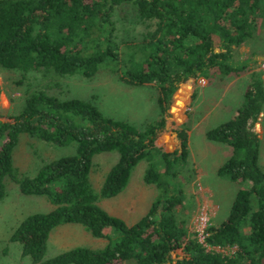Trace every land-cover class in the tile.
<instances>
[{
    "label": "trees",
    "instance_id": "trees-1",
    "mask_svg": "<svg viewBox=\"0 0 264 264\" xmlns=\"http://www.w3.org/2000/svg\"><path fill=\"white\" fill-rule=\"evenodd\" d=\"M130 8L145 27L139 40L119 34L122 13ZM263 32L264 0H0V66L20 71L18 84L31 73L41 76L20 112L9 115L11 121L0 119V203L9 178L21 193L44 196L54 205L27 215L12 233L10 240L21 244L23 255L34 264H264V169L254 130L264 108V71L252 73L237 115L206 132L209 140L231 147L218 174L239 190L228 217L207 225L203 240L191 225L180 179L191 156L190 118L171 119L172 99L182 83L195 87L194 101L201 77L250 70L259 52L264 55L259 43L260 51L252 43ZM245 45L252 53L237 60L235 52ZM102 69L129 85H153L157 118L138 128L104 115L94 99L50 92L62 88L66 77L93 78ZM187 95L185 86L176 113ZM163 131L178 145L166 147ZM22 134L58 146L76 143L77 153L46 162L34 176L20 175L13 155ZM110 151L119 159L97 192L91 180L94 156ZM142 160L144 182L159 193L130 225L100 201L121 193ZM68 223L82 225L107 244L75 246L45 258L51 232Z\"/></svg>",
    "mask_w": 264,
    "mask_h": 264
},
{
    "label": "rangeland",
    "instance_id": "rangeland-1",
    "mask_svg": "<svg viewBox=\"0 0 264 264\" xmlns=\"http://www.w3.org/2000/svg\"><path fill=\"white\" fill-rule=\"evenodd\" d=\"M122 15H125L126 19L122 18L118 24L120 27L119 34L126 39L139 40L145 27L135 21L134 12L131 8L123 11ZM252 43H255L260 51L259 43L261 49L264 50V32L257 36L255 42ZM252 50L251 45L242 46L235 52V58L241 61L250 56ZM256 60V64L254 62L251 63L250 70L240 75L230 76L236 81L226 92L225 83L227 82V77L210 76L211 83L202 92L200 88L208 81L204 78L199 79L196 85L199 95L197 97L202 99V101L199 103V112L195 115L201 116L212 104L215 103L217 105L214 111L216 114L213 113L210 118L203 120L196 126L193 123L192 115L195 113L197 97L192 101L191 96L195 89L192 83L189 81L182 83L173 96L172 106L175 105L177 95L181 89L188 86L187 99L180 113L172 112L171 119L180 123L190 118V129L194 127L189 135L191 156L187 164L188 168L186 167L181 172L180 179L188 195L186 210L190 213L191 225L198 233L210 223H221L228 217L239 190L236 182L217 174L219 166L230 156L231 152L228 151H230L231 147L226 143L209 140L206 137V131L211 129L212 126L222 123L218 116L223 115L225 119V113L229 112L230 114L242 106L245 100L244 84L247 85L252 82L251 75L254 71H264V55L261 51L256 56ZM21 76L22 73L20 71L4 69L0 66L1 120L11 121L12 119L9 115L20 112L29 90L40 83L41 76L38 73L29 74V80L18 84L17 81L21 79ZM50 92L62 98L94 99L104 115L118 120H125L138 128H143L147 123L156 119L159 114L157 105L158 93L153 85L126 84L118 78L117 74L108 69L100 70L93 78H84L79 75L66 77L63 79L62 88L51 89ZM261 118L259 117L254 125V130L258 133L261 140L259 164L264 169V117L263 119ZM228 120L230 119H226V121ZM165 132L163 131L160 134L164 142L168 144V134ZM168 146L172 149L170 144ZM76 153V143L58 146L39 138H32L27 134H22L13 156L14 164L20 175L34 176L46 162ZM118 159L119 153L116 151L102 152L94 156L91 180L97 192H100L106 174ZM146 167L147 162L145 160L140 161L135 167L127 187L117 196L104 198L100 201V204L108 212L122 217L130 225L149 211L151 204L159 193L154 185L144 182L143 176ZM5 181L7 196L0 203V264H34L30 256L23 255L21 244L11 241L10 237L18 224L27 215L36 212H48L54 208V205L44 196L21 193L18 185L9 178ZM216 203L220 206L218 214L217 206L214 205ZM203 213L207 215L205 225L201 223L200 219ZM75 225L84 229L82 225ZM56 229L57 227L52 231L53 234L48 243L45 258H50L69 248L66 246L58 247L55 244L57 242L61 243L66 237L69 238V235L66 236L63 232H59ZM89 235L91 236V234ZM106 244L107 241L102 242L101 245L84 241L80 245L103 248L102 246ZM220 250L225 253L228 252L227 250ZM115 264L137 263L129 260Z\"/></svg>",
    "mask_w": 264,
    "mask_h": 264
},
{
    "label": "crops",
    "instance_id": "crops-1",
    "mask_svg": "<svg viewBox=\"0 0 264 264\" xmlns=\"http://www.w3.org/2000/svg\"><path fill=\"white\" fill-rule=\"evenodd\" d=\"M232 76H234V75H232ZM201 78H204V79H206L207 81H208V83H205V85L202 87V88H200V90H201V92L202 91H204L208 86H209V84L211 83V79L208 77V78H206V77H201ZM200 78V79H201ZM248 79V78H247ZM226 83H225V92H226V90L228 89V88H230V87H232L235 83V79L234 78H231L230 76H228L227 78H226ZM250 84L251 83H248L247 85L246 84H244V90H245V92L244 93H246V91L248 90V88H249V86H250ZM198 97H199V95H198ZM197 97V102L195 103V113H193V115H192V118H193V123H195V126L196 125H198L200 122H203V120H205V119H207V118H210L211 117V115L214 113V111H215V108H216V105L217 104H212V106H210L201 116H197V115H195L197 112H199L198 111V109H199V103L202 101V99H199ZM217 103V102H216ZM241 107V106H240ZM239 107V108H240ZM239 108H237V109H235L232 113H230L229 114V112L228 113H225V119L223 118L224 116L223 115H220V116H218V118L219 119H221V122L223 123L224 121H226V119H232V118H234L236 115H237V113H238V110H239ZM214 114H216V113H214ZM261 116H259L261 119H263V117H264V108H263V111L261 112V114H260ZM226 117H228V118H226ZM217 118V119H218ZM223 119V120H222ZM215 121V120H214ZM214 123V122H213ZM217 123V122H216ZM220 123V122H219ZM217 126V125H216ZM213 127H215V126H212V128ZM263 127V126H262ZM194 128V127H193ZM192 127H191V129L189 130V135H190V132H191V130L193 129ZM208 131V130H207ZM206 131V132H207ZM169 142H168V144H170L171 145V147H175L176 145H178L177 144V139H176V137H170V139H167ZM165 144V146L166 147H168L169 149H170V147L168 146V144L166 143V142H164ZM189 145H190V140H189ZM228 152H231V149H230V151H228ZM231 155V154H230ZM228 158H229V156H228ZM227 158V159H228ZM226 159V160H227ZM225 160V161H226ZM224 161V162H225ZM223 162V163H224ZM222 163V164H223ZM221 164V165H222ZM220 165V166H221ZM219 166V167H220ZM219 169V168H218ZM217 174H218V171H217ZM219 175V174H218ZM219 176H221V175H219ZM214 205H216L217 207H216V210H217V214H218V212H219V209H220V206H219V204L218 203H216V204H214ZM75 224H77V223H68V224H62V225H60L59 227H57V229L56 230H58L59 232H63L66 236L67 235H69V238L68 237H66V239H64L63 241H61V243H55V244H57V246L59 247V246H66V247H69L68 249H70V248H72V247H75V246H86V245H80L81 243H83L84 241L85 242H87V243H96V245H101L102 244V242H104V241H107L106 239H104V238H97V237H94V236H90L89 234V232L84 228V229H81V227H79V226H76ZM80 225V224H79ZM86 230V231H85ZM52 232H51V235H50V238H49V242H50V240H51V237H52ZM94 238V239H93ZM96 238V239H95ZM48 242V243H49ZM60 244V245H59ZM70 245V246H69ZM56 246V245H55ZM88 247H91V246H88ZM102 247H104V246H102ZM91 248H93V247H91ZM95 249H98V248H95ZM67 250V249H66Z\"/></svg>",
    "mask_w": 264,
    "mask_h": 264
},
{
    "label": "built area",
    "instance_id": "built-area-1",
    "mask_svg": "<svg viewBox=\"0 0 264 264\" xmlns=\"http://www.w3.org/2000/svg\"><path fill=\"white\" fill-rule=\"evenodd\" d=\"M200 219H201V223H202L203 225H205V224H206V221H207V215L203 213V214L201 215ZM204 231H205V229H203V230L199 233V236H200V239H201V240H203V238H204Z\"/></svg>",
    "mask_w": 264,
    "mask_h": 264
},
{
    "label": "water",
    "instance_id": "water-1",
    "mask_svg": "<svg viewBox=\"0 0 264 264\" xmlns=\"http://www.w3.org/2000/svg\"><path fill=\"white\" fill-rule=\"evenodd\" d=\"M173 107H174V106H171V111L174 112V113H176L175 110L173 109Z\"/></svg>",
    "mask_w": 264,
    "mask_h": 264
}]
</instances>
